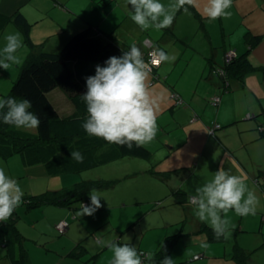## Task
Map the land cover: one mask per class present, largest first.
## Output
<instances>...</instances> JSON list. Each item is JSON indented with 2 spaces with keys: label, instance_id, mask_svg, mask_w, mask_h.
Listing matches in <instances>:
<instances>
[{
  "label": "crops",
  "instance_id": "0c3cea01",
  "mask_svg": "<svg viewBox=\"0 0 264 264\" xmlns=\"http://www.w3.org/2000/svg\"><path fill=\"white\" fill-rule=\"evenodd\" d=\"M198 2L202 10L207 0H198ZM125 5H127V0H0V48L1 46L3 48L5 44L4 36L6 34L19 32L23 41L22 47L17 51L20 53V61H25L30 53V47L25 43L24 34L11 20L12 16L17 12L24 14L31 23L30 36L32 42L37 45V49L48 52L56 51V49L62 47L73 35V31L79 30L88 24L101 27L105 32L110 33L113 31L120 42H122L124 46H127V40L129 41V39L126 36L124 37L123 33H118V31H121V24H119V22L126 21L127 25L122 31L124 33L130 31L131 34L133 33L132 35H138V38H135L138 40L136 46L139 47L141 51H148L151 47H158L170 57H175L174 60L169 59L164 61L159 68L158 74L161 76L162 80L151 83L153 80L151 73L148 78L150 89L164 96V100L161 103V107L163 108H160L157 116L159 117L165 111H170V118L167 125L173 124V127H171L169 131L163 129V132L168 134V138H170L172 135L171 132L175 129L182 128V132L186 139L184 147L187 146L189 148L192 157V159L188 161L190 163L188 167L191 168L184 174L185 176L189 174L190 177L188 181L190 183L189 190L186 189V191H184L182 188L177 189L183 190L181 191L183 193L182 195L178 192L183 199L179 200L176 197L177 190H175V188L170 189V202L175 208L180 206L182 211L185 212V215L186 213L188 214L191 208H193L189 204V198L195 194L201 170L203 175L211 177L212 173L223 166V163L227 162L228 164H236V168L245 178L247 188L254 192L260 205L264 204V184H262L261 176L259 174L260 177L256 179L255 174L250 173L247 165V163L256 165L259 159L256 158L255 150L249 148L250 145L258 144V148L264 153V145H262L264 144V0H232L231 7L226 10L231 12V17L227 19L221 17L214 21H210L194 7H189L187 13L184 12L183 9L176 13L173 26L171 25L172 30L176 29L178 25L177 22L185 15L187 16V20L191 19V22L195 25L193 26L195 33L199 34L200 30H198L195 22H197V20H199L198 22L202 21L203 29L206 31L207 36L205 39V41L207 40L208 42V44H206L207 51H216L215 58H211L209 62L208 60L204 62L201 59L198 64L200 65V74L198 77L209 79L208 83L209 86H211L208 89H203V91H200L197 85L191 87L184 85L179 86L181 77L178 76L177 79L173 77L176 69L179 68L181 64L179 61L181 51L178 50L176 45L178 42L182 43V39H180L178 35H174V31H172L173 34L167 36L166 39L160 38L163 29L156 30L152 28L148 34L139 32V26L131 21L129 18V9H126L127 7ZM117 8H120L123 13L120 17H118L116 13ZM207 20L211 25H214L215 22L220 20L219 23L222 34L215 28L208 27L206 23ZM66 26H68L69 29L66 28ZM135 26L137 27V31L131 29V27ZM225 29L227 33L223 34ZM165 31L167 32V30ZM249 33L261 36L258 44L249 50L246 56L258 69L247 74L241 80L237 78L230 79V89H224V84L226 82L224 83L222 80H216L215 74L218 73L217 70L220 69V67L225 66L227 62L226 53L232 52L236 56H241L246 53L248 49L246 36ZM52 37L54 40L51 39ZM190 37L191 35L186 32L183 39H190ZM195 40L196 37L191 43ZM189 43L190 41L187 42L186 47H188ZM190 47L194 49V47ZM191 48H187V50ZM194 51L196 50L194 49ZM207 55L210 54L207 53ZM198 65L194 66V64H191V62L187 60L182 67V74H185L187 69ZM207 72H209V75L205 76ZM223 77L224 76H222V79ZM170 81L174 82V84H171V87L181 92L179 93L182 96L178 92L176 95H180L179 98L183 100L182 104H177L176 98H172L173 100L171 99L170 93H172L173 90L165 85L166 82L171 83ZM57 92H59V94L56 96V105L59 107L60 113L64 116L70 115L74 112V104L67 95L61 91ZM7 93H2V98H4V94ZM215 96L220 97V102L217 106L212 104V99ZM184 99L187 102H184ZM172 104H174L175 108L169 107L172 106ZM248 115H250V117H248ZM214 124H220V128L212 133L210 129ZM159 132H161L160 129ZM60 143L61 141H56L54 150L47 151L45 155L43 153V156L34 160H32L31 157L15 154L19 156L17 160L21 161V165L24 166V169H26L27 166L38 165L44 170L42 175L37 176V179H35L36 176L31 174L32 179L38 180V183H36L37 186L34 184L31 186L33 193L24 194V197H33L35 195L48 193L50 195L61 196L63 193L72 191L75 186L80 183L84 182L89 184L94 181L102 180L103 177L96 175V172H92V168L110 163L114 159L120 158V160H125L127 156L132 157V155H123L115 144L108 143L103 138L87 137L85 139H77L71 141L66 147H63ZM145 145L148 147L147 144ZM164 146H169V149H172L171 151H173L175 147L173 143L170 144L169 142L167 145L164 144ZM71 150L79 151L83 155L84 159L82 163H78L71 159ZM172 153L173 152H170V154ZM134 157L138 159L142 158L138 156ZM227 158L231 161H228ZM195 161H197V163H195ZM179 168H175L174 170H179ZM259 168L261 167H257L256 171ZM9 171L13 173L11 168ZM117 190L119 189L116 183H111L106 188L103 187L98 189L100 193L107 192L110 196L115 195ZM88 193L89 192L85 193V196L82 195L81 198L79 195V198H76L73 202H57L27 209L43 210V213H35V219H38L40 214H44L42 217L45 218L47 216L45 213L46 208L54 207L60 209L56 218H52L50 223H42L41 230L44 235L42 238L45 239V243L54 241L53 231L56 230L58 234L63 236L58 240L62 242L63 246L69 244L73 246L72 249L74 250L66 252V254H69L70 257L79 256L80 261H87L89 253L94 252V250H99L101 252L108 249V242L133 245L132 242L121 239L123 230L121 227L116 228L118 222L114 223L113 233L105 231L104 226H106V223H112L111 220H106L103 215L101 216L100 210L105 209V206L100 207L92 216H78L76 214L80 208V203L85 204L87 202L89 205L91 204ZM246 195L247 193H245V196ZM72 196H74V194H72ZM167 198L168 195H166L165 199ZM107 205L112 206L117 204L111 199H108ZM120 207L122 208L124 206ZM258 209L264 210L262 207L259 208V206H257V210ZM257 210L255 220H258ZM15 211L19 217L20 211H18V208ZM122 213L125 214L122 215L121 218L125 219L120 220V223L137 222V217L135 215L127 214L126 211ZM131 213L133 212L131 211ZM223 215L222 213V216ZM233 217L232 219L230 218L229 223H249L252 221L245 216L238 218V215H233ZM18 219L19 218L15 219V222L21 235H19L20 241L16 240L14 250L12 251L14 256L8 252L4 245H0V247L5 250V261L0 258V264H32V262H30V255L24 245V241L28 238H25L19 228L17 223ZM63 219L68 220L70 224L68 230L64 234H61L56 225ZM263 220L264 218L262 216V221ZM195 223L196 226H198L197 229L200 228V225H204V223L199 221ZM30 227L38 229V223H31ZM80 229L85 230V233L82 235V240L84 238H89L93 248L86 246L83 241H80V246H77L79 243L78 239L80 238ZM221 238L223 239V236L218 240ZM60 251L64 250L54 251V249H45L44 252L45 254L51 253L58 255L61 254ZM15 259H22V261L17 262Z\"/></svg>",
  "mask_w": 264,
  "mask_h": 264
},
{
  "label": "rangeland",
  "instance_id": "374dc122",
  "mask_svg": "<svg viewBox=\"0 0 264 264\" xmlns=\"http://www.w3.org/2000/svg\"><path fill=\"white\" fill-rule=\"evenodd\" d=\"M160 2L167 5L170 0H160ZM125 6L127 7L126 9L131 7V5ZM116 13L118 17L123 14L120 8L116 9ZM186 17L187 16L184 15L180 18V20L177 22L178 25L176 29L172 30L173 24L172 26L163 29L160 38L166 39L167 36L172 35V31H174V35H178L179 38L182 39L181 41L183 42H178L176 45L178 50L181 51V54L179 55V61L181 64L180 67L176 69L173 77L176 79L178 76L181 77L179 86L184 85L191 87L193 85H197L200 88V91H203V89H208L211 86H209L208 83L209 79L207 80L205 78L202 79L198 77L200 74V65L198 64L201 59L204 62L207 60L209 62L211 58H215L214 56L216 51H207L206 44H208V42L207 40L205 41L207 36L206 31L203 29V22H198L199 20L195 22L198 30H200V33L196 34L195 29L193 28L195 25H193L191 19L187 20ZM219 21L220 20L215 22L214 25H211L208 20L206 23L208 27L215 28L219 33L222 34ZM119 24H121V31H118V33H123L124 37L126 36L129 39V41L127 40V46L129 47L132 44L136 45L138 40L135 38H138V35L135 34L134 36L130 31L128 33H124L122 31V29L127 25L126 21H120ZM66 28H68V26H66ZM131 29L137 31L136 26L131 27ZM151 29L152 28H149L147 31H141L140 29L139 32L148 34ZM165 30H167V32ZM77 31L78 29L73 31V34ZM186 32L191 35L190 39H183V37L186 35ZM225 33H227L226 29L224 30L223 34ZM195 37L196 40L191 43ZM51 39L54 40L53 37ZM188 41H190V43L188 44V47H186ZM190 46L194 47L196 51H194V49ZM62 47L56 49V51L53 52H58ZM187 48L191 49L187 50ZM207 53L210 55H207ZM16 55L19 57L20 53L17 52ZM187 60L190 61L191 64H194V66H198L187 69L186 73L182 74V67L184 63L187 62ZM23 62L24 61H20L19 64L11 65L9 70L0 68V99H4L2 98V93H7L13 85V81L18 78ZM208 75L209 72H207L205 76ZM215 77L216 80H222L223 82L222 74L216 73ZM171 84H174V82H166L165 85L173 90L172 93H170V96L171 99H174L177 92L179 93L180 91H177L178 89L176 90L174 87H171ZM57 91L64 93L61 88H57L54 92H52V97L54 95L58 96L59 92ZM54 102L57 104V100ZM184 102L187 101L184 99ZM161 106L160 108H163ZM169 107L175 108L174 104ZM169 114L170 111H165L156 118V136L152 141L146 143L148 147L145 145L151 151V156L149 158L138 159L134 156H127L125 160H120V158L114 159L110 163L102 164L91 169L92 172H96V175L107 178H102V181H110L114 184L116 183L117 188L119 189L117 190L116 194L112 196L107 194V192H102L101 205L105 206V209L100 210L101 216L103 215L104 219L112 221V223H106V226H104L105 231H110V233H113L115 226L114 223L118 222L116 228L121 227L123 230L121 239L132 242L138 253L144 251L151 253L152 256H154L155 252L159 250L168 239H171L172 244L170 256L175 260V264H264V220L262 221V216L264 218V210H257L258 220H255V215H248L245 217L252 220L249 223H229V235L227 237L223 236V239L221 238L220 240H212L209 237L213 230L208 226L207 223L200 225V228L197 229L198 226H196L195 222H198L199 220L194 215L193 208H191L189 213H186L185 215V212L182 211L180 206L175 208L170 202V189L175 188V190H177L182 188L184 191H186V189L189 190L190 183L188 181L190 177L189 174L186 176L184 174L191 168L188 167L190 165L188 161H190L192 157L189 148L187 146L184 147V142L186 139L182 132V128L175 129L173 132H171L172 135L170 138H168V134L163 132V129L165 131H169L170 128L173 127V124L167 125L170 118ZM213 126L210 130H214V132L220 128H215ZM159 129L162 133L159 132ZM19 130L23 132V135L28 133L29 136H35L38 134V128L34 130ZM168 142L175 145L173 151H171L172 149H169V146H164V144L167 145ZM249 148H253V150H255L256 158L259 159L256 165L247 163L248 169L250 173L255 174L256 179L261 176L262 184H264V153H262V151L258 148V144L250 145ZM170 152L173 153L170 154ZM18 157V155L10 158L0 157V168H3L6 174L18 180L24 194H32L33 189L31 186L33 184L37 186L36 183H38V180H33L31 174L36 176L35 179H37V176L42 175L44 170L38 165L27 166L26 169H24V166L21 165V161L17 160L19 159ZM227 160L231 161L228 158ZM195 163H197V161H195ZM223 167L225 170H228L231 175L235 174L236 176L243 177V174L236 168V164H228L225 162L223 163ZM257 167L261 168L257 169L256 171ZM10 168L13 173H10ZM175 168H179V170H174ZM212 177L213 173L210 177L203 175L201 170V174H199L198 178L199 180L197 181V187L203 185L212 179ZM183 190L176 191L177 196H175L177 199L183 200L178 194V192ZM166 195H168L167 199H165ZM108 199H111L117 205L108 206ZM22 203H24L23 198ZM22 203L18 207L21 217L19 215L17 223L25 238H28L24 241V245L30 255V262H32V264H111L113 254L109 248L101 252L99 250H94V252L90 251L91 253H89V258L87 257V261H80L79 256L70 257V255L66 254V252H71L74 250L72 249L73 246L70 244L63 246L62 242L58 241L63 236L58 234L56 230L53 231L54 241L45 243V239L42 238L44 237L41 230L42 223H50L52 218H56L60 209L54 207L46 208L45 213L47 216L43 218L42 216L44 214H40V217L35 219V213H43V210H27ZM120 206L124 207L121 208ZM257 206L264 209V204L260 205L258 202ZM124 211H126L127 214L135 215L137 217V222L120 223V220L125 219L121 218L122 215L125 214L122 213ZM131 211L133 213H131ZM233 215H236V213L234 210H231L227 213L226 218L230 221V218H234ZM240 217L242 216H238V218ZM31 223H38V229L30 227ZM84 233L85 230L80 229V238L78 239L79 243L77 246H80V241H83L86 246L93 248L91 244L92 242L89 240V238H84L82 240V235ZM45 249L64 251H60L61 254L54 255L51 253L45 254ZM4 254L5 250L0 247V258L3 261H5ZM143 264H151V262H144L143 260Z\"/></svg>",
  "mask_w": 264,
  "mask_h": 264
},
{
  "label": "clouds",
  "instance_id": "9594fccd",
  "mask_svg": "<svg viewBox=\"0 0 264 264\" xmlns=\"http://www.w3.org/2000/svg\"><path fill=\"white\" fill-rule=\"evenodd\" d=\"M129 5L131 21L141 31H147L149 28L170 27L176 13L181 9L187 13L189 7L196 8L210 21L230 18L231 12L226 10L231 7L232 0H207L202 10L198 0H170L167 5L160 0H127ZM4 40L5 44L0 48V68L9 70L11 65L20 63L16 53L23 41L19 32L6 34ZM149 57L145 61L141 49L132 44L121 56H111L104 65L97 64L95 74L85 77L87 91L80 95V99L87 109V116L81 124L87 135L129 149L133 144L144 146L155 138L157 113L164 96L150 89L148 78L151 66L175 57H170L162 49L149 53ZM32 107V102L26 98L0 99V120L17 129H37L42 121L37 113L29 110ZM71 159L82 163L84 157L79 151L71 150ZM23 195L18 180L0 168V222H6L13 215L22 203ZM88 195L91 204L80 203L78 216H92L102 207V193L91 189ZM258 202L254 192L247 188L245 178L231 175L223 166L189 198L196 218L207 223L217 239L229 235V220L226 218L229 210L242 217L255 215ZM107 247L113 254L111 264H143V260H153L151 253H138L132 244L108 242ZM160 264H175V260L166 255Z\"/></svg>",
  "mask_w": 264,
  "mask_h": 264
},
{
  "label": "trees",
  "instance_id": "16d2710c",
  "mask_svg": "<svg viewBox=\"0 0 264 264\" xmlns=\"http://www.w3.org/2000/svg\"><path fill=\"white\" fill-rule=\"evenodd\" d=\"M11 20L24 34L25 43L30 47V53L22 64L18 78L13 81L10 91L4 94L3 97L4 99L15 97L18 100L21 98L30 100L33 107L29 110L37 113L42 123L38 128V134L29 136L28 133L23 135V132L19 129L4 124L0 120V157L9 158L15 154H21L34 160L43 156V153L45 155L47 151L54 150L56 141H61L60 145L66 147L71 141L77 139L96 138L95 136L87 135L81 127L87 116L86 105L80 99V95L87 91L85 77L95 74V66L97 64L104 65V62L109 57L121 56L129 47L124 46L113 31V33L105 32L101 27L88 24L74 33L58 52L38 50L37 45L31 40V23L26 16L21 12H17L12 16ZM260 39L261 36L249 33L246 36L248 45L246 53L233 57L226 62L225 66L220 67L224 72L223 82H226L224 89H230V79L237 78L241 80L247 74L258 69L246 56L248 51L258 44ZM152 49L157 50L159 48L151 47L148 51H142L145 61L149 60V53ZM163 62L158 66L154 65L152 67L150 73L154 79L151 83L162 80L158 70ZM217 71L219 73V70ZM57 88H61L74 104V112L70 115H62L59 107L54 102L56 95L53 98L51 94ZM179 96L177 95V97ZM182 102L178 103L176 101L177 104H182ZM212 104H214L213 101ZM115 146L123 155L142 158L151 156V151L146 146L136 147L133 144L132 149L127 146L121 147L117 144ZM110 184L111 182L102 180L89 184L83 182L75 186L72 191L63 193L61 196L48 193L33 197H23L24 203L22 204L25 205L26 209H30L57 202H73L76 198H79V195L81 198L82 195L85 196V193L91 189L106 188ZM179 194L183 193L179 192ZM17 218L18 214L14 211L6 222H0V245H4L12 256H14L12 251L16 240L20 241L21 236L15 222ZM209 238L212 240L217 239L213 232H211ZM171 244V239H168L155 252L151 264H160V261L166 255L170 256ZM22 259H15V261L20 262Z\"/></svg>",
  "mask_w": 264,
  "mask_h": 264
},
{
  "label": "built area",
  "instance_id": "2783aa9c",
  "mask_svg": "<svg viewBox=\"0 0 264 264\" xmlns=\"http://www.w3.org/2000/svg\"><path fill=\"white\" fill-rule=\"evenodd\" d=\"M156 49H152L151 51H150V53H152V52H154ZM236 55H234L232 52H228V53H226V60L228 61V60H230V59H232L233 57H235ZM150 59V58H149ZM154 66V65H153ZM153 66H151V69H152V67ZM156 66V65H155ZM158 66V65H157ZM175 98L177 99V102L178 103H181L182 102V100L179 98V97H177V95H175ZM213 103H214V105H218L219 104V102H220V97L219 96H215V97H213ZM248 117H250V115H248ZM213 127H215V128H218V127H220V124H214V126ZM212 131V133L214 132V130H211ZM85 205H87V202L85 203ZM69 221L68 220H62V221H60L57 225H56V227H57V229H58V231L61 233V234H64L67 230H68V228H69ZM141 253H143V254H148L147 252H144V251H141Z\"/></svg>",
  "mask_w": 264,
  "mask_h": 264
},
{
  "label": "bare ground",
  "instance_id": "6f19581e",
  "mask_svg": "<svg viewBox=\"0 0 264 264\" xmlns=\"http://www.w3.org/2000/svg\"><path fill=\"white\" fill-rule=\"evenodd\" d=\"M218 70H219V73L222 74V76H224V75H223L224 72H223L222 68H220V69H218Z\"/></svg>",
  "mask_w": 264,
  "mask_h": 264
}]
</instances>
